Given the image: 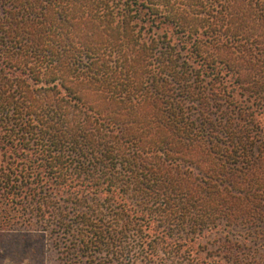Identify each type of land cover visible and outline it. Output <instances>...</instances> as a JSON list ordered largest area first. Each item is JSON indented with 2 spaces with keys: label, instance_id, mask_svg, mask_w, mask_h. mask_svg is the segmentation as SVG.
<instances>
[{
  "label": "trees",
  "instance_id": "obj_1",
  "mask_svg": "<svg viewBox=\"0 0 264 264\" xmlns=\"http://www.w3.org/2000/svg\"><path fill=\"white\" fill-rule=\"evenodd\" d=\"M236 227L264 237V0H0V231L134 264Z\"/></svg>",
  "mask_w": 264,
  "mask_h": 264
},
{
  "label": "rangeland",
  "instance_id": "obj_2",
  "mask_svg": "<svg viewBox=\"0 0 264 264\" xmlns=\"http://www.w3.org/2000/svg\"><path fill=\"white\" fill-rule=\"evenodd\" d=\"M257 231L260 230L236 227L228 237L227 230L220 229L215 236L202 239L199 247L195 245L199 254L190 256L184 252L182 258H169L158 252L150 260L139 256L134 264H264V237L256 236ZM218 248L223 252L218 254ZM62 249L58 238L41 230L0 231V264H131L127 259H112L103 253L67 262Z\"/></svg>",
  "mask_w": 264,
  "mask_h": 264
}]
</instances>
